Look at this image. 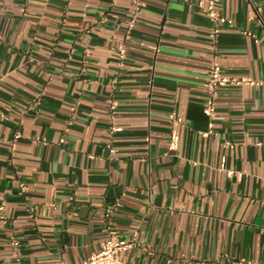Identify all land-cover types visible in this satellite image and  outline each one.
Segmentation results:
<instances>
[{
	"label": "crops",
	"instance_id": "crops-1",
	"mask_svg": "<svg viewBox=\"0 0 264 264\" xmlns=\"http://www.w3.org/2000/svg\"><path fill=\"white\" fill-rule=\"evenodd\" d=\"M207 3L0 0V264H80L109 228L129 264H264V0H221L215 40ZM214 62L261 82L216 119Z\"/></svg>",
	"mask_w": 264,
	"mask_h": 264
},
{
	"label": "built area",
	"instance_id": "built-area-1",
	"mask_svg": "<svg viewBox=\"0 0 264 264\" xmlns=\"http://www.w3.org/2000/svg\"><path fill=\"white\" fill-rule=\"evenodd\" d=\"M207 6L204 11L210 22V37L215 40L223 26H232L234 21L232 18L226 16L223 12L219 10V5L221 0H207ZM248 3L254 7L256 13L259 15L262 10V6L256 4V0H247ZM139 5V3H137ZM137 19L134 15L129 21V28L133 29L136 26ZM247 35L254 36L252 33L246 31ZM121 54H124L125 50L122 46L119 47ZM261 82L255 81L251 78H235L226 74L220 64L214 62L210 68L209 75L205 80V88L207 90V99L204 103V112L210 116L212 119H216L217 103L218 97L221 89L229 86H242V85H257ZM116 104V102H113ZM177 121H182V118L177 117L175 113L171 116ZM118 130V128H115ZM211 130L202 132L204 137L208 136ZM178 135L176 132L172 134L171 146L175 147L177 145ZM231 174V172H230ZM21 188L24 191L25 185L21 184ZM4 206L0 205V220H4L5 216L3 214ZM14 245L19 246V242L14 240ZM136 245L133 240H128L122 238L118 235L117 231L113 228L108 229V237L103 242L101 249L92 254L89 258L84 260L80 264H129L126 257V252L132 249ZM237 264H257L251 260L241 258L237 261Z\"/></svg>",
	"mask_w": 264,
	"mask_h": 264
}]
</instances>
